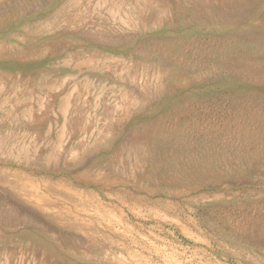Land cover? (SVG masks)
I'll return each instance as SVG.
<instances>
[{
	"label": "rangeland",
	"instance_id": "rangeland-1",
	"mask_svg": "<svg viewBox=\"0 0 264 264\" xmlns=\"http://www.w3.org/2000/svg\"><path fill=\"white\" fill-rule=\"evenodd\" d=\"M0 264H264V0H0Z\"/></svg>",
	"mask_w": 264,
	"mask_h": 264
}]
</instances>
